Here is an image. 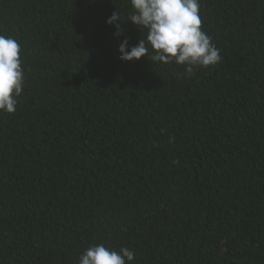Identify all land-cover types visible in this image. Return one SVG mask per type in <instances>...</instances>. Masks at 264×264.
Instances as JSON below:
<instances>
[{
    "label": "trees",
    "instance_id": "1",
    "mask_svg": "<svg viewBox=\"0 0 264 264\" xmlns=\"http://www.w3.org/2000/svg\"><path fill=\"white\" fill-rule=\"evenodd\" d=\"M131 12L0 0L25 72L0 112V264H78L101 243L130 264H264V0H200L222 60L190 76L119 59L146 36Z\"/></svg>",
    "mask_w": 264,
    "mask_h": 264
},
{
    "label": "clouds",
    "instance_id": "2",
    "mask_svg": "<svg viewBox=\"0 0 264 264\" xmlns=\"http://www.w3.org/2000/svg\"><path fill=\"white\" fill-rule=\"evenodd\" d=\"M131 8L128 21L142 32L146 30V36L134 46L129 45L127 38L119 43L117 50L122 61H138L142 57L165 64L174 61L183 65L190 76L195 67L208 68L222 60L212 38L201 29L200 0H131ZM106 23L115 26V37L123 35L118 11ZM24 85L20 44L14 37L0 34V112L12 114L17 110ZM134 258L130 248L117 251L101 243L87 247L78 264H130Z\"/></svg>",
    "mask_w": 264,
    "mask_h": 264
}]
</instances>
